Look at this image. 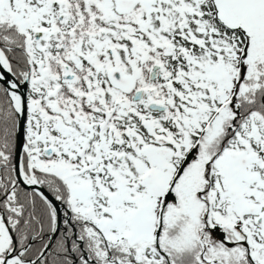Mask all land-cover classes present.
<instances>
[{
    "label": "snow or ice",
    "instance_id": "1",
    "mask_svg": "<svg viewBox=\"0 0 264 264\" xmlns=\"http://www.w3.org/2000/svg\"><path fill=\"white\" fill-rule=\"evenodd\" d=\"M0 264H264V0H0Z\"/></svg>",
    "mask_w": 264,
    "mask_h": 264
}]
</instances>
